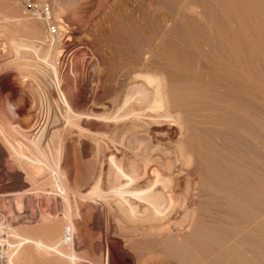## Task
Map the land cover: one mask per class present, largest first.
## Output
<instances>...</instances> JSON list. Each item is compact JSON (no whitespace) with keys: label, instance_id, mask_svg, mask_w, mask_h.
Here are the masks:
<instances>
[{"label":"rangeland","instance_id":"obj_1","mask_svg":"<svg viewBox=\"0 0 264 264\" xmlns=\"http://www.w3.org/2000/svg\"><path fill=\"white\" fill-rule=\"evenodd\" d=\"M50 1L53 21L65 31L61 41L45 35L24 0H0V235L10 245L6 264H176L159 243L185 234L176 233L187 225L183 211L194 208L201 193L194 162L186 167V157L175 161L156 136L163 141L170 134L178 148L188 125H147L151 119L128 110L136 107L132 95H141L131 72L145 65L167 70L162 60L152 65L153 58L139 53L137 28L149 30L156 18L159 33L166 26L164 35L174 27L184 35L190 25L181 21L184 3ZM137 128L157 133L147 140L159 152L151 155L136 142Z\"/></svg>","mask_w":264,"mask_h":264},{"label":"bare ground","instance_id":"obj_2","mask_svg":"<svg viewBox=\"0 0 264 264\" xmlns=\"http://www.w3.org/2000/svg\"><path fill=\"white\" fill-rule=\"evenodd\" d=\"M182 1H179L184 9L181 21L184 20L186 25L190 22L187 32H183L186 35H181L178 29L181 36L175 35L176 22H173L174 26L171 24L174 32H170L173 33L167 31L164 35L165 25L162 34L159 33L160 22L157 23L156 18L150 20L149 30L146 26L144 32L137 28L135 33L140 46L138 51L144 59L153 58V61L149 60L152 65L163 62L168 71L159 69L161 73L158 66L155 69V65L150 67L144 63L145 66H139V69L136 66L137 70L130 71L141 95H132L136 107L127 106L131 108L129 113L133 110L147 123L151 119L147 125L175 127L177 124L180 127L181 122L188 125L183 139L178 140V148L172 144L174 138L172 136L171 140L170 134L166 140L159 141L156 133V143L171 148L173 158L177 156L175 161L186 157L187 163L194 162L198 176L195 186L201 193V196L198 193L199 201L197 199L194 208L189 211L187 207V212L183 211L187 225L176 233L185 234L180 238L162 237L160 251L176 264H264V0ZM170 2L166 7L171 8ZM192 12L196 13V19L189 15ZM171 15L177 19L176 15ZM192 25L199 28L195 30ZM160 55L162 59L157 58ZM152 76H156L155 80L149 81ZM127 107L122 106L120 110ZM152 132L146 128L135 132L138 133L136 142L143 143L151 155L159 152L156 145L148 146L151 143L148 144L147 138H155ZM187 163L185 166H190ZM152 180L150 183L153 184Z\"/></svg>","mask_w":264,"mask_h":264},{"label":"built area","instance_id":"obj_3","mask_svg":"<svg viewBox=\"0 0 264 264\" xmlns=\"http://www.w3.org/2000/svg\"><path fill=\"white\" fill-rule=\"evenodd\" d=\"M24 7L33 19L40 20L44 25L45 35L53 41H61L65 37L64 28L53 21V7L50 0H24ZM8 238L0 235V264L7 263L10 251L7 246ZM9 244V242H8Z\"/></svg>","mask_w":264,"mask_h":264}]
</instances>
